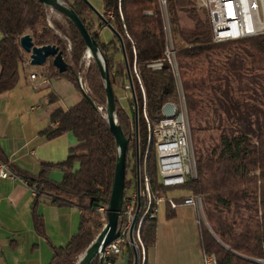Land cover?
Wrapping results in <instances>:
<instances>
[{
    "label": "trees",
    "instance_id": "1",
    "mask_svg": "<svg viewBox=\"0 0 264 264\" xmlns=\"http://www.w3.org/2000/svg\"><path fill=\"white\" fill-rule=\"evenodd\" d=\"M60 1L77 14L96 40L112 92L120 82L126 89L125 82L130 80L127 91L131 110L123 108L114 96L116 123L128 141L127 156L130 151L135 155L136 107L138 147L143 157L140 180L148 181L150 194L166 196L169 188H176L160 183L151 133L155 120L163 117L162 106L178 102L179 85L190 125L196 176L177 187L201 197L207 223H199L201 248L213 253L218 264H257L255 259L264 260V128L251 135L240 126L243 115L251 110L248 108L261 107L264 101V33L214 43L206 9H197L191 0H166L173 52L170 62L166 57V20L158 0H102V16L120 37L125 60L122 56L119 62L114 58L117 51L122 55L117 37L113 34L108 42L99 40L98 29L105 22L100 20L99 28H94L89 5L84 0ZM47 11L38 0H0V94L16 86L19 64L29 66L19 46V38L29 34L36 46H57L68 64L64 72H58L48 57L40 66L46 67L48 76L66 78L78 88L80 72L84 92L92 103L82 95L66 109L56 107L49 114L48 126L39 132L47 140L68 132L74 136L75 143L68 147L64 160L43 161L38 171L31 173L9 165L0 149V162L28 187L34 185L33 206L45 195L52 204L80 211L76 233L64 245L52 247L47 263L76 264L102 227L98 208L106 207L109 199L117 147L104 114V82L97 64L80 65L86 46L78 30L66 18L71 43L66 50V43L55 33V29H64L55 21L48 24ZM157 62L159 67L151 66ZM49 97L51 101L54 96L50 93ZM74 163L78 164L75 169ZM54 168L62 173L59 182L48 177ZM127 171L133 176L132 180L125 176L123 199L130 183L134 188L136 185L135 165L129 166L128 160L125 175ZM33 206L34 229L43 235L42 218ZM140 208L135 241L139 264H146L142 258L154 242L156 216L148 218L145 212L149 206H143L142 200ZM123 222L120 217V227ZM127 252L132 264V248ZM109 259L113 263L115 256ZM89 264H100L99 258Z\"/></svg>",
    "mask_w": 264,
    "mask_h": 264
},
{
    "label": "crops",
    "instance_id": "2",
    "mask_svg": "<svg viewBox=\"0 0 264 264\" xmlns=\"http://www.w3.org/2000/svg\"><path fill=\"white\" fill-rule=\"evenodd\" d=\"M19 69L24 72V82L19 84L18 80L12 90L0 94V149L9 165L36 173L43 161L64 160L75 138L68 132L47 140L39 133L48 126L49 114L56 108L40 105L50 93L53 99L56 97L52 90L48 91V96L42 94V90L51 79L60 81V78L31 71L26 63L19 64ZM32 73L36 74L34 79L30 78ZM79 91L74 103L82 96ZM77 166L74 163V169ZM48 177L59 182L62 173L54 168ZM189 195L166 196L178 200ZM34 201L23 180L0 177V264H47L52 247L64 245L76 233L80 220V211L76 207L57 206L45 195L37 198L33 206ZM32 206L42 218L43 235L34 229ZM170 212L173 214L169 215ZM201 221L194 206L182 205L170 210L167 203H161L156 214L154 242L146 248L143 261L146 264H202ZM115 261L129 264L127 248L115 256L111 264Z\"/></svg>",
    "mask_w": 264,
    "mask_h": 264
},
{
    "label": "built area",
    "instance_id": "3",
    "mask_svg": "<svg viewBox=\"0 0 264 264\" xmlns=\"http://www.w3.org/2000/svg\"><path fill=\"white\" fill-rule=\"evenodd\" d=\"M197 2L208 11L212 28V42L214 43L264 33V0H197ZM158 4L166 20L169 45L166 49V57L171 62L173 52L171 50L169 26L166 18V0H158ZM247 23L256 29L242 33ZM86 55L90 56L87 50ZM157 63L160 66V63ZM35 77V73L30 74L31 79ZM126 87L129 88V83H127ZM178 93L177 114L175 116H167V121L164 125H152L151 138L156 153L158 175L160 183L165 187L180 186L184 184L187 178L196 176L191 131L179 85ZM168 106L169 102L162 106V114H165V109ZM0 177L14 178L15 176L0 163ZM29 188L32 196H35L34 185ZM141 200L143 206H149L148 218L155 217L159 205L165 202L171 209L182 205L194 206L201 214V218L204 219L201 197L199 195H189L179 200L163 195H153L150 194L148 182H141L140 178H138L133 191L128 193L123 199L120 217L124 222L121 227L120 223L118 224V236L105 247L103 253L99 254L103 259V263L111 264L109 257L119 255L125 248L131 247L134 249L133 219L140 212ZM98 211L103 214L104 218L106 207H99ZM201 256L202 264H218L217 258L213 253L202 250ZM254 261L257 264H264V260L261 259H255Z\"/></svg>",
    "mask_w": 264,
    "mask_h": 264
},
{
    "label": "water",
    "instance_id": "4",
    "mask_svg": "<svg viewBox=\"0 0 264 264\" xmlns=\"http://www.w3.org/2000/svg\"><path fill=\"white\" fill-rule=\"evenodd\" d=\"M50 9L55 10L60 13L68 20L72 22L75 28L81 35L86 50L89 55L93 58L94 62L97 64L100 76L104 82L105 98H106V108H105V118L109 130L115 140L117 147V156L114 166L113 181L111 185V191L109 199L106 203V223L102 227L101 231L96 235L93 241L84 250L82 255L78 258L76 264H89L95 257L99 258V263L103 264V259L99 255L103 253L105 247L111 243L119 234V217L121 215V207L123 203V192H124V182H125V160L127 153L128 141L125 138L122 129L116 123L115 119V100L114 94L112 92L108 71L105 63V58L101 53L96 40H94L90 34L87 32L84 24L77 16V14L69 7L64 5L60 0H38ZM89 7L92 9L90 4L84 0ZM98 17L105 22L113 34L117 37L120 43L119 35L114 31L112 26L106 22L102 14H98ZM19 46L22 51H24L29 56V64L34 66H42L45 64L48 57H52V64L58 70V72H64L68 68L67 62L64 60L62 51L58 49L57 46L47 44L42 46L34 45L32 38L29 34H24L19 38ZM122 56L124 58L123 48L120 43ZM126 65V64H125ZM127 70V67H126ZM128 74V70H127ZM130 84V80L128 79ZM82 95L92 103V100L86 95L84 91H81ZM133 96V95H132ZM137 113L135 107V143L138 145V134H137ZM138 173V169H136ZM133 262L132 264H139L137 249H133Z\"/></svg>",
    "mask_w": 264,
    "mask_h": 264
},
{
    "label": "rangeland",
    "instance_id": "5",
    "mask_svg": "<svg viewBox=\"0 0 264 264\" xmlns=\"http://www.w3.org/2000/svg\"><path fill=\"white\" fill-rule=\"evenodd\" d=\"M86 1L92 7V9H90L89 19L93 22L94 28L97 29V28H99L98 27L99 21L101 20L98 17V14H102L104 12L103 2H102V0H86ZM191 1L193 2V4L195 5V7L197 9H205L203 6L199 5L197 0H191ZM108 15H106V17H108ZM182 16H183L182 20H184L185 17H184V15H182ZM47 21H48V24H50V25H52V22L55 21L56 23L60 24L63 27V29H64L63 32L55 29V33L60 37L61 40H63L66 43V50L69 51L71 43L68 39L69 38V32H68V24L66 22V17H64L60 13L56 12L55 10L48 8ZM98 33H99V40L101 42H108V41L112 40L114 37L113 32L111 31V29L107 25H103L102 27H100L98 29ZM25 57L29 60L28 54H26ZM114 58L116 61L120 62L122 60L121 52L117 51L115 53ZM91 61H94V60L91 56L88 57V55H86V49H85V51L82 55V58H81L80 65L82 64V66L84 68H86V66ZM155 67H157V66H155ZM29 68L31 71H36L38 73L44 72V70H45L44 75H46V77H48V72L46 71V67L41 68L40 66L29 65ZM18 80H19V84H20V82H24V72L22 71V69H19V71H18ZM56 80L57 79H51L50 84L46 85L42 90V94H45L46 96H48L47 94H48V91H50V90H52L56 96L51 101H50L49 96L46 97L47 98L46 100L42 99L40 101V105H44V108H47V107H49V108L50 107H61L63 109L68 108L74 104L75 97L80 94L79 90L86 91V86H85L84 82L82 81V78L80 76V72H78V74H77V83H78L79 90L70 81H68L66 78H60V81H56ZM125 83L127 85V83H129V82L126 81ZM126 85H125L126 89H124L122 87L121 82H120V84L113 86V94L116 97L119 104L123 108H125L126 110L130 111L131 110V107L129 105V96L130 95H129V92L127 91L128 88L126 87ZM47 100H49V103H47ZM169 103H174V102H169ZM174 104H177V103H174ZM262 108H264V101L262 102L261 107L248 108L251 110H248L247 111L248 113L246 115H243V117L241 118L242 120H241L240 126H241L242 131L248 132L249 134L253 135L255 133V131L258 130L259 127L264 128V109H262ZM115 119H116V117H115ZM188 122H189V120H188ZM142 158L143 157L141 156V151H139V147L135 143V155H134V153H132V151H130V154L128 152V156L126 154V160H128L129 166L135 165V178H136V180L141 177L139 170L142 168ZM136 169H138V173L136 172ZM131 174L132 173L130 171H127V173L125 175L127 180H132L133 175H131ZM133 189H134V184L132 182V183H130L129 188L126 190V193L132 192ZM187 193L188 192L186 190H184L180 187H176V188H169L167 190L166 194L170 195V196H180V195L187 194ZM100 215H101L100 221H101V224L103 227L104 224L106 223V213L104 215V218H103V214L100 213ZM200 216H201V214H200ZM203 216H204V213H203ZM201 220H202V223L204 224V226H207L205 217H204V219L201 218ZM102 227H101V229H102ZM101 229L99 230V232L101 231ZM134 245H137L136 242ZM81 255L82 254H80L77 257V260ZM118 261H115L114 264H118Z\"/></svg>",
    "mask_w": 264,
    "mask_h": 264
},
{
    "label": "bare ground",
    "instance_id": "6",
    "mask_svg": "<svg viewBox=\"0 0 264 264\" xmlns=\"http://www.w3.org/2000/svg\"><path fill=\"white\" fill-rule=\"evenodd\" d=\"M255 29L256 28L254 26H251L250 24L247 23L246 26L243 28L242 33L254 31ZM151 66L159 67L158 63H153ZM176 114H177V104L169 103V106L165 109V114H163V117L156 119L155 122H154V125H164V124H166L167 116H175ZM144 182H148V181H144ZM139 213L140 212H138L137 216L134 217V219H133L134 233H135V228H136L137 221L139 220ZM145 214H149V208H147ZM141 219H142V217H141ZM141 219H140V221H141ZM135 240H136V236L134 238V244L136 242ZM134 248L137 249V245H134Z\"/></svg>",
    "mask_w": 264,
    "mask_h": 264
}]
</instances>
